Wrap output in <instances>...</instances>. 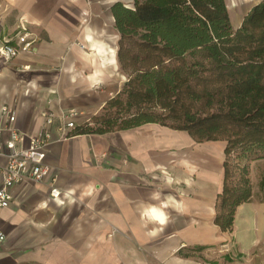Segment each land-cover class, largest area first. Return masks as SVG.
<instances>
[{"label":"crops","instance_id":"1","mask_svg":"<svg viewBox=\"0 0 264 264\" xmlns=\"http://www.w3.org/2000/svg\"><path fill=\"white\" fill-rule=\"evenodd\" d=\"M117 1L0 0V44L35 38V51L0 56V103L18 107L21 129L37 133L49 109L58 136L61 110L84 124L121 89ZM224 159V142L159 123L55 141L50 175L14 186L0 209V264H264V158L227 231L215 223Z\"/></svg>","mask_w":264,"mask_h":264},{"label":"trees","instance_id":"2","mask_svg":"<svg viewBox=\"0 0 264 264\" xmlns=\"http://www.w3.org/2000/svg\"><path fill=\"white\" fill-rule=\"evenodd\" d=\"M112 10L127 80L74 131L159 123L224 142L215 223L232 230L237 206L253 196L251 163L264 158V0L237 28L227 0H119Z\"/></svg>","mask_w":264,"mask_h":264},{"label":"built area","instance_id":"3","mask_svg":"<svg viewBox=\"0 0 264 264\" xmlns=\"http://www.w3.org/2000/svg\"><path fill=\"white\" fill-rule=\"evenodd\" d=\"M35 38L29 32L19 35L18 43L4 41L0 44V56L9 61L22 52H33ZM85 47V45H82ZM26 91L34 88L31 80H22ZM51 102V100H49ZM62 123L58 126V136H54L51 125L55 113L45 109L42 112L44 123L35 134L21 129L17 124L18 107L13 104L0 103V209L13 202V188L23 182L44 180L52 168L47 161L51 145L55 141L66 140L78 135L74 128L78 125L76 118L82 113L78 108L61 110ZM86 122L91 123V118ZM51 177V194L58 197L61 190ZM6 239V233L0 229V245Z\"/></svg>","mask_w":264,"mask_h":264},{"label":"rangeland","instance_id":"4","mask_svg":"<svg viewBox=\"0 0 264 264\" xmlns=\"http://www.w3.org/2000/svg\"><path fill=\"white\" fill-rule=\"evenodd\" d=\"M127 5H132L133 0H122ZM260 0H227L228 7L230 10L231 21L234 28H237L241 25L245 14L249 11V8L253 4L259 2ZM119 38L117 40V50L119 47ZM221 142V141H220ZM221 145L222 143H218Z\"/></svg>","mask_w":264,"mask_h":264},{"label":"water","instance_id":"5","mask_svg":"<svg viewBox=\"0 0 264 264\" xmlns=\"http://www.w3.org/2000/svg\"><path fill=\"white\" fill-rule=\"evenodd\" d=\"M250 10V9H249ZM247 14V13H246Z\"/></svg>","mask_w":264,"mask_h":264}]
</instances>
